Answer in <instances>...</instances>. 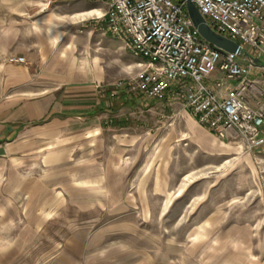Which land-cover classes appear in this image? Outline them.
Segmentation results:
<instances>
[{
	"label": "rangeland",
	"instance_id": "1",
	"mask_svg": "<svg viewBox=\"0 0 264 264\" xmlns=\"http://www.w3.org/2000/svg\"><path fill=\"white\" fill-rule=\"evenodd\" d=\"M72 1L0 0V50L37 40L39 6L65 16ZM84 23L61 28L80 35L84 99L103 105L6 147L0 264H264V150L220 139L171 94L130 90L138 60ZM19 65L25 55L0 56V87Z\"/></svg>",
	"mask_w": 264,
	"mask_h": 264
},
{
	"label": "built area",
	"instance_id": "2",
	"mask_svg": "<svg viewBox=\"0 0 264 264\" xmlns=\"http://www.w3.org/2000/svg\"><path fill=\"white\" fill-rule=\"evenodd\" d=\"M189 1L241 52L204 39ZM101 18L138 60L130 90L150 99L171 94L220 139L240 140L249 150L264 146V91L251 77L256 67L264 69L256 61L264 58V0H106Z\"/></svg>",
	"mask_w": 264,
	"mask_h": 264
},
{
	"label": "crops",
	"instance_id": "3",
	"mask_svg": "<svg viewBox=\"0 0 264 264\" xmlns=\"http://www.w3.org/2000/svg\"><path fill=\"white\" fill-rule=\"evenodd\" d=\"M102 5L99 0H73L70 3L71 14L65 16L39 6L36 11L38 14L29 18L36 26L43 24V27L37 28V40L28 41L19 53L16 49L2 47L0 56L25 55L28 66L7 67L10 74L1 83L0 90L4 94L0 95H3L0 98V157L4 155L8 144L16 143L30 127L58 118L78 117L85 110L93 109L90 107L93 103L89 104L83 94L85 89L94 86L93 83L76 80L77 74H82L84 69V61L76 56L75 48L80 35L62 30L61 24L65 20L72 25L85 22L84 26L89 28L88 38H91V33L100 28V23L101 28L106 29L107 24L101 18L106 7ZM25 20L28 21V17ZM256 61L260 65L264 64V58H257ZM47 65L52 66L49 68ZM35 66H39L40 72L35 70ZM60 70L64 72L61 76ZM251 77L260 80L259 85L264 91V69L256 67ZM252 103L257 106L259 100H252ZM99 104L103 105L97 101L96 108ZM260 150H264V146Z\"/></svg>",
	"mask_w": 264,
	"mask_h": 264
},
{
	"label": "water",
	"instance_id": "4",
	"mask_svg": "<svg viewBox=\"0 0 264 264\" xmlns=\"http://www.w3.org/2000/svg\"><path fill=\"white\" fill-rule=\"evenodd\" d=\"M187 8L195 26L197 27L204 39L225 51L233 53L241 52V47L237 42L229 39L224 35L216 33L210 27L207 20L191 1L188 2Z\"/></svg>",
	"mask_w": 264,
	"mask_h": 264
}]
</instances>
